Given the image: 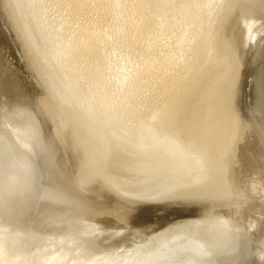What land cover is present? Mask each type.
<instances>
[{
    "label": "water",
    "instance_id": "obj_1",
    "mask_svg": "<svg viewBox=\"0 0 264 264\" xmlns=\"http://www.w3.org/2000/svg\"><path fill=\"white\" fill-rule=\"evenodd\" d=\"M181 83L62 80L26 0H0V230L109 249L153 232L193 264H264V0H218Z\"/></svg>",
    "mask_w": 264,
    "mask_h": 264
},
{
    "label": "rangeland",
    "instance_id": "obj_2",
    "mask_svg": "<svg viewBox=\"0 0 264 264\" xmlns=\"http://www.w3.org/2000/svg\"><path fill=\"white\" fill-rule=\"evenodd\" d=\"M92 1L95 2V0H85V4L81 3V6V4L75 5L76 0H27V3L33 2L32 8L29 7L31 5L28 7L36 19V24L45 43L49 46L48 50L52 54L51 56L58 54L60 46L65 42H71L72 48L61 60V64H55L62 80H66L102 58L107 88L158 96H162L181 83L205 39L206 33L213 24L218 2V0H213L208 5L205 0H108V6L105 4L96 7L97 5ZM78 7L82 10H79ZM33 8L34 10H31ZM75 25L76 27H74ZM59 31L61 33L56 38V33ZM86 31L91 32L92 35L87 34ZM98 31L101 40L95 36ZM81 32L83 33L81 34ZM107 32L113 34L112 37L105 39ZM87 35L93 37L90 38L93 41L87 42L88 45L86 44L89 37ZM94 37L96 38L94 39ZM76 42H78L77 45ZM167 236L171 237L168 234L153 232L143 236L144 239L140 237L109 249L48 247V245L41 246L30 241H27L26 245L24 242H19L20 245L17 244L13 247L11 244H5L6 241L9 242L8 239H1L0 236V245L2 246H0V264H38L39 256L41 259H47L43 261V264H58L61 258H59L60 260H51L46 255L62 252L63 254H74L73 257L77 256L80 259L82 257L81 264H99L109 259L110 255H112L110 259L117 264H123L122 259L126 262L123 258L124 255L125 257L130 256V259L134 258L130 264H138V262L139 264L146 262L151 264L149 258L155 252L153 248H156L153 247V242L157 247L160 246L159 248L164 250L163 252H167L164 253L165 255L175 251L172 244L169 248L165 246L174 242L171 241L174 236L171 237L172 239ZM161 237L166 238L162 239ZM176 238L174 237V240ZM161 239L164 242H161ZM146 243L153 245H149L147 251L149 253L133 254L135 249ZM163 244L166 248L161 246ZM70 261H67V264L75 263V261Z\"/></svg>",
    "mask_w": 264,
    "mask_h": 264
},
{
    "label": "bare ground",
    "instance_id": "obj_3",
    "mask_svg": "<svg viewBox=\"0 0 264 264\" xmlns=\"http://www.w3.org/2000/svg\"><path fill=\"white\" fill-rule=\"evenodd\" d=\"M32 1V0H31ZM84 1L85 0H76V3H75V5H80L81 3L83 4L84 3ZM91 1V0H90ZM107 1L108 0H95V2L94 1H92V2H94L96 5V7H99V6H104L105 4V6H108V4H107ZM204 1V0H203ZM207 3L206 4H210V3H212V1L213 0H205ZM26 2H27V0H26ZM75 2V1H74ZM30 3V2H29ZM27 3V5H31L32 3ZM38 3V2H37ZM91 3V2H90ZM82 4H81V6H82ZM85 4V3H84ZM88 4V3H87ZM86 4V5H87ZM34 5V4H33ZM99 5V6H98ZM85 6V5H84ZM94 6V5H93ZM29 7H31L32 8V5L31 6H29ZM36 7V6H35ZM88 7V6H87ZM77 8V7H76ZM93 8V7H92ZM105 8V7H104ZM30 9V8H29ZM41 9V8H40ZM78 9L80 10L81 8H79L78 7ZM90 9V8H89ZM31 10H34V8L33 9H31ZM82 10V9H81ZM35 12V11H34ZM42 12V11H41ZM85 12V11H84ZM32 15H33V13H32ZM44 16V15H43ZM213 17V16H212ZM43 19V18H42ZM35 20V22H36V19H34ZM43 22V21H42ZM44 23V22H43ZM39 24V23H38ZM39 25H41V23L39 24ZM44 25H46L45 23H44ZM47 26V25H46ZM41 27V26H40ZM74 27H76V25L74 26ZM42 28H43V25H42ZM47 30V29H46ZM45 30V31H46ZM60 30V29H59ZM88 30V29H87ZM91 30V29H90ZM44 31V32H45ZM58 31V30H57ZM87 32V31H86ZM99 32V31H98ZM98 32H96L97 33V35H95V36H97V38L99 37V39H100V35L98 36V34H100V32L98 33ZM61 32L59 31L58 33H56L57 35H56V38H57V36L60 34ZM83 32H81V34H82ZM93 33V32H92ZM87 34H91V32H87ZM112 34L113 33H111V32H107L105 35H106V37H105V39H108V38H110V37H112ZM77 35V34H76ZM92 35V34H91ZM78 36H79V34H78ZM85 36V35H84ZM87 36H89V35H87ZM94 36V35H93ZM102 36V35H101ZM45 37V36H44ZM80 37H82L81 35H80ZM79 37V38H80ZM78 38V37H77ZM78 38V39H79ZM83 38V37H82ZM90 38H93V37H88V40L86 41V44H87V42L90 40ZM96 37H94V39H95ZM103 38V37H102ZM44 39V38H43ZM104 39V40H105ZM84 41H85V38L83 39ZM92 40V39H91ZM91 40H90V42H91ZM101 40V39H100ZM45 41V40H44ZM82 41V40H81ZM84 41H82V42H84ZM93 41V40H92ZM95 41V40H94ZM98 41V40H97ZM79 42H80V40H79ZM89 42V43H90ZM99 43H100V41H98ZM186 42V41H185ZM188 42V41H187ZM94 43V42H93ZM92 43V44H93ZM96 43V42H95ZM78 44V42H76V45ZM86 44H85V46H86ZM91 44V43H90ZM90 44H89V46H90ZM98 44V43H97ZM47 45V44H46ZM88 45V44H87ZM101 46V45H100ZM47 47H49V46H47ZM70 48H72V46H71V42L70 41H67V42H65V44H63L62 46H60V49H59V53L58 54H56V55H53L52 57H54V56H56L55 58H53V60H54V62H55V64L57 63L58 65L59 64H61V60L63 59V58H65L66 57V55L68 54V52H69V49ZM50 52V51H49ZM52 53V52H51ZM52 55V54H51ZM167 66V65H166ZM133 68V67H132ZM131 68V69H132ZM168 72V71H167ZM166 72V73H167ZM133 79V78H132ZM129 83V82H128ZM132 85V84H131ZM178 85V84H177ZM124 86V85H123ZM126 86H127V83H126ZM129 87H132V86H129ZM138 87V86H137ZM133 88V87H132ZM164 88V87H163ZM127 89V88H126ZM173 89V88H172ZM141 90V89H140ZM129 91V90H128ZM143 93V92H142ZM158 93V92H157ZM1 231V230H0ZM158 234V233H157ZM0 236H1V239H8L9 240V242H7L6 241V243L5 244H11V246H13V247H15L19 242H24V244L26 245L27 243V241L28 240H25V239H22V238H20V237H17V236H14V235H12V234H9V233H6V232H4V231H1V233H0ZM154 236H156V235H154ZM161 236V235H160ZM167 237H169V236H167ZM171 237H173V236H171ZM171 237H169V238H171ZM143 239H144V237H142ZM155 238H157V237H155ZM162 238V237H161ZM163 238H166V237H163ZM162 238V239H163ZM169 238H167V239H169ZM176 238V237H175ZM178 238V237H177ZM176 238V239H177ZM161 239V242L163 241ZM172 239V238H171ZM175 239V240H176ZM157 240V239H156ZM159 240V239H158ZM174 240V237H173V240H171V241H174L173 243H168L169 244V246L168 245H165L166 247H170V245L172 244V248L173 249H175V251H173V253H170V254H164L165 252H163L159 247H157L155 244V242H153L152 240H151V244H152V242L154 243V246L153 245H150V243H146L144 246H140V247H138L137 249H135V251L133 252V254H138L139 252H143V253H145V252H147L149 249V247L150 246H153V247H156V248H153V250H155V252H154V254H152V256H150V260L149 261H151V264H193L192 262L194 261V259L196 258V255L198 254V252L200 251V249H201V246L203 245V243H200V242H194V241H190V240H187V239H184V238H178V240H176L175 241ZM1 241H3V240H1ZM11 241V242H10ZM149 241V240H148ZM154 241H155V239H154ZM168 241H170V240H168ZM170 241V242H171ZM144 242V241H143ZM143 242H142V244H143ZM158 242V241H157ZM164 242V241H163ZM2 243V242H1ZM136 243V242H135ZM140 243V242H139ZM129 244V243H128ZM136 244H138V243H136ZM166 244H167V242H166ZM4 245V244H3ZM18 245H20V244H18ZM130 245H131V243H130ZM150 245V246H149ZM1 246V245H0ZM42 246V245H41ZM125 246V245H124ZM162 247H165L164 246V244L163 245H161ZM2 247V246H1ZM0 247V248H1ZM19 247V246H18ZM44 247V246H43ZM48 247H49V245H48ZM51 247V246H50ZM52 247H54V246H52ZM60 247V246H59ZM135 247V246H134ZM165 247V248H166ZM64 248V247H63ZM23 249V248H22ZM128 249V248H127ZM133 249V248H132ZM172 249V250H173ZM39 250V249H38ZM48 250V249H47ZM120 250H121V248H120ZM126 250V249H125ZM171 250V251H172ZM130 251V250H129ZM151 251V250H150ZM170 251V252H171ZM57 252V251H56ZM120 252V251H119ZM152 252V251H151ZM20 253V252H19ZM18 253V254H19ZM52 253V252H51ZM147 253H149V252H147ZM167 253V252H166ZM17 254V253H16ZM17 254V255H18ZM117 254V253H116ZM125 254V253H124ZM128 254V253H127ZM74 255V254H73ZM73 255H71V254H63V252L62 253H58V254H48V255H46V256H48V257H50L51 258V260L52 259H54V260H60L59 258H61V260L60 261H58V264H67V261H70V260H72L73 262L75 261V263L76 264H81V262H82V257H81V259L80 258H78L77 256L76 257H73ZM109 255V254H108ZM113 255H115V254H113ZM75 256V255H74ZM106 256V255H105ZM132 256V255H131ZM147 256V255H146ZM35 257H36V255H35ZM40 257V260L38 259V257H36L38 260L37 261H39L38 262V264H43V261H46L45 259H41V256H39ZM84 257V256H83ZM101 257H103V256H101ZM108 257V256H107ZM110 258H112V255H110L109 256ZM108 257V258H109ZM34 258V257H33ZM43 258V257H42ZM98 258V257H97ZM107 259L104 263L103 262H101V263H99V264H117L115 261H113V260H111V259ZM119 258H120V256H119ZM123 258H125V260H126V262H124V259H122V261L121 262H123V264H130V263H132L131 261L134 259H130V256H128L127 255V257H125V255H124V257ZM132 258V257H131ZM99 259V258H98ZM41 260H42V263H40L41 262ZM95 260V259H94ZM111 260V261H110ZM115 260V259H114ZM117 261H118V259H116ZM121 260V259H120ZM130 260V261H129ZM138 260V259H137ZM35 261V260H34ZM87 261V260H86ZM71 262V261H70ZM138 262V261H137ZM144 262V261H143ZM142 262V263H143ZM74 263V264H75ZM118 263H119V261H118ZM72 264V263H71ZM92 264H94V263H92ZM96 264V263H95ZM98 264V263H97ZM138 264H139V262H138ZM145 264H147V262L145 263Z\"/></svg>",
    "mask_w": 264,
    "mask_h": 264
}]
</instances>
